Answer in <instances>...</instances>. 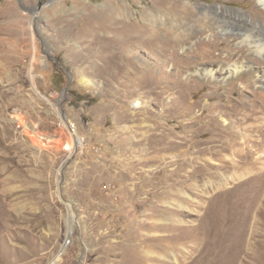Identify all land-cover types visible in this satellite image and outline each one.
Wrapping results in <instances>:
<instances>
[{"label":"rangeland","instance_id":"374dc122","mask_svg":"<svg viewBox=\"0 0 264 264\" xmlns=\"http://www.w3.org/2000/svg\"><path fill=\"white\" fill-rule=\"evenodd\" d=\"M188 1L0 0V264H264V147L243 178L226 140L264 135L260 101L192 73L242 62L264 10Z\"/></svg>","mask_w":264,"mask_h":264},{"label":"bare ground","instance_id":"6f19581e","mask_svg":"<svg viewBox=\"0 0 264 264\" xmlns=\"http://www.w3.org/2000/svg\"><path fill=\"white\" fill-rule=\"evenodd\" d=\"M256 1H257L258 5L264 10V0H256ZM162 3H164V5L165 4H170L171 5V8H177V7L181 6V4H182L183 5V9L182 10L185 13H188L189 8L191 7V3L189 1L182 3V0H163ZM111 9H112V13L113 14H117L119 16L122 15L123 12L128 11V9H127L126 6H124V5L123 6H120V4L118 5L114 1L111 2ZM111 16H112V14H111ZM113 23H114V21H113ZM117 23H118V21H117ZM112 25H114V24H112ZM137 26L139 27L140 25H137ZM107 27H109V26H107ZM154 28H152L151 30H149L146 33L144 32V35L142 34V37L143 36H146L147 37L146 39L148 41H154L155 40V33H156V30H154ZM120 30L123 31L122 29H120ZM243 36H244V39H243L242 42H247L248 43L247 46H248L249 54L254 53V54L260 56L264 60V38H262V37L260 38L259 36H257L259 38L258 41L251 42L249 40V38H250L249 34L248 35L245 34ZM135 37H136V35H135ZM254 37H256V34H255ZM174 39H176L178 41L179 37L178 36H175ZM177 44H180V41ZM148 45H150V42H147L145 44L144 41H143V43L140 46L142 48H145ZM198 45L201 48H203L207 44H205V43H199ZM235 47H239V44L236 43L235 44ZM198 49L199 48H197V51L199 53V54L197 53L198 56H201L202 58H205V56L208 55V52L204 48L201 49V52H199L200 49L199 50ZM149 50H150V48H149ZM171 53H173L172 50H171ZM235 54L237 56L240 55L239 53H235ZM249 54H246L245 57H244V59L240 63L237 62V61L236 62L234 61V63L225 65L221 60H219L217 62L218 64H214V63L211 62V63H208V65L202 66L201 68H195L194 70H192V73L194 75H196L198 78H200L201 80L212 79L213 81H215L216 83H218V84H220L222 86H227V85H235L236 86V85H239V86H241V88L244 91L245 90L247 91V89H253L254 97H257L258 98V100L260 101L259 102L260 106L250 105L249 116L245 120L248 121L249 119H251V117L259 115V117L257 116V120H259V122L256 125H248L247 126V124H246V127H248V128L254 127V130H256L258 133L259 132L264 133V130L262 129V127L264 128V104H263L264 103V66H258L255 63L251 62V60L248 59ZM128 58H126V60ZM169 59H172V58H169ZM122 61H124V60H122ZM179 62H180V60L178 61V63ZM178 63H177V65L180 64V63L179 64ZM257 103H258V101H257ZM135 107H139L138 104ZM234 108H235V106H234ZM234 108H230L229 109L231 111V115L230 116H232V113L234 112ZM243 120L244 119L238 120V121H235V120L232 121V120H230L229 125H232L233 124V127L235 126L236 127L235 129L236 130H231L230 132H227V135H226L227 138H226V140H227V143H228V149L231 152L233 151L232 152L233 155H236V157L238 158V160L235 159L234 162H231L229 165H230L231 168L241 169V171H242L241 176H243V178H244L245 175L248 176V175L252 174V171L256 169L255 168L256 167L255 165L257 163H260L261 162V159H263V157H261V156L260 157L259 156L258 157H253V156H255V154H257L264 147V135L263 134H260V135L256 136L254 139H252L249 135L244 134V133H240L239 129H241L243 123H245V121H243ZM240 140L243 141V142H241ZM242 143H244V145H247V144L248 145L246 147L242 148V149H236V145H240ZM76 144H77V146H80V139H76ZM64 148H65V150H69V149H71V145L70 144H67ZM229 165H228V168H230ZM246 165L249 166V168L246 167L247 169H244L243 167H245ZM263 165H264V163H263ZM259 171H260V173L254 175L253 177L251 176L249 179H251L253 181L258 180L259 185H258V188H257V192L264 194V168H260ZM241 176H238V178L241 177ZM145 260H146V256L144 254H143V256L142 255L141 256H135V257L129 256V257L126 258L125 264H144Z\"/></svg>","mask_w":264,"mask_h":264}]
</instances>
